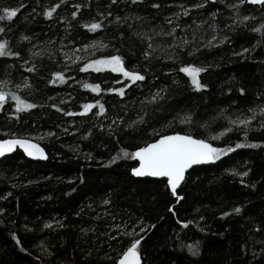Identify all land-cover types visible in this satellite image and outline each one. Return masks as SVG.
I'll use <instances>...</instances> for the list:
<instances>
[{"label": "trees", "instance_id": "1", "mask_svg": "<svg viewBox=\"0 0 264 264\" xmlns=\"http://www.w3.org/2000/svg\"><path fill=\"white\" fill-rule=\"evenodd\" d=\"M58 2L0 0V15H5L4 9L18 10L11 20H0L5 29L0 42L7 41L8 50L20 53L19 58L0 57V83L5 91L37 105L16 113L15 101L8 98L0 111V139H38L48 153L43 162H33L19 150L0 161V196L12 193L0 199V264H87L84 256L90 249L91 264H112L103 259L105 253L116 257L139 235L146 237L141 242L143 264H264V130H251L245 139L242 126L228 123L250 116V108L257 110L253 129L264 120L258 111L264 106V28L261 33L251 30L264 24V9L243 5L241 14L254 19L227 28L232 24V12L220 3L195 9L175 21L178 5L190 6L199 0H145L142 5L120 2L110 8L106 7L109 0H91L72 20L75 9L71 5L88 0H68L52 19H46L43 10ZM153 2L161 7L151 8ZM97 11L113 15L101 30L89 32L81 25L93 18L100 20ZM213 12L217 13L215 21ZM117 15L129 20L122 19L118 25ZM166 17L180 24L174 37L158 34L172 27ZM213 24L215 31L210 27ZM214 35L216 40H212ZM24 36L30 41H24ZM225 36L226 42L220 44ZM176 44L181 48L174 47ZM62 48L86 49L88 57L72 65L62 58ZM244 48L250 51L236 55ZM178 51L180 55L173 61ZM189 51L193 54L188 55ZM112 55H120L125 68L140 72L145 80L125 87L130 82L120 73L78 71L86 62ZM189 64L208 68L199 77L208 85L206 91H194L189 78L179 71ZM33 66L35 71L26 70ZM55 73H62L66 82L56 79L52 83ZM85 83L99 84L101 91L94 93L83 87ZM122 87L123 96L115 91ZM240 87L245 89L244 95ZM157 92L165 99L149 102ZM86 103L94 107L83 116H67L52 107L80 113ZM100 104L105 109L102 114ZM188 115L192 122L181 123ZM141 116L145 122L133 125ZM230 126L233 131L220 136ZM154 130L190 134L217 148H234L237 143L260 147L236 149L187 175V184L179 190L185 200L174 210L178 218L192 223L181 229L177 217L168 211L175 201L165 182L132 177L130 168L137 162L123 157L124 151H135L158 138ZM40 133L55 135L41 140ZM248 170L247 177L232 175ZM105 199L111 203L104 205ZM237 206L242 208L240 214L232 211ZM224 212L230 215L221 218ZM117 223L119 228L128 223L129 232L136 226L137 232L130 237L109 233ZM45 224L52 227L45 228ZM153 224L155 229L140 232ZM83 229L90 231L85 235ZM13 233L26 252L20 251ZM116 234L117 239H109ZM181 242L198 243L200 255L191 256L186 247L179 246Z\"/></svg>", "mask_w": 264, "mask_h": 264}, {"label": "snow or ice", "instance_id": "2", "mask_svg": "<svg viewBox=\"0 0 264 264\" xmlns=\"http://www.w3.org/2000/svg\"><path fill=\"white\" fill-rule=\"evenodd\" d=\"M120 2L128 3L129 5H142L145 3V0H109L108 5L106 7L110 8L112 5H117ZM68 0H59L58 3L55 5H52L48 8H45L42 12V15L46 19H52L53 14L57 11L58 8L61 7L63 4H67ZM91 3V0H88V3L81 4V3H74L71 6L75 9L71 12V18L72 20L77 19V14L80 12L81 7H88ZM224 4L226 8H228L232 12V17H229L232 19V24L226 25L227 28H235L239 25H243L246 21L249 19H254V17H250L249 15H242L240 12V9L243 7V5L248 4L252 6H260L261 9H264V0H234L233 3H227L226 0H199V2L193 3L190 6H185L183 4L178 5L180 8V11L175 12L173 15L175 17V21H179L181 17H186L189 15V13L195 9H204L210 4ZM23 7V5H21ZM150 7L153 9H159L161 7L160 3H151ZM5 15H0V20H4L7 18L8 20H11L12 18L17 16L18 10H9L4 9L3 10ZM33 11L35 12V8H33ZM113 14L111 11H108L107 13H104L102 11H97V16L101 17L100 20H96L93 18V22H86L83 23L81 26L86 28L89 32H96L97 30H101L104 25V21L108 19V17H111ZM217 16V13L213 12L211 13V19L215 21ZM115 22L119 25L121 23V20L123 19L124 22H127L129 20L128 16H124L121 18L120 16L114 17ZM137 20L142 19V17L137 16ZM166 23L169 25H172L171 29L168 32H164L163 29H161V32L158 34H163L167 36L174 37L177 28L180 27V24L177 22H174V19L172 17H166ZM63 22V20H61ZM69 26H71V23L69 22ZM131 27V25H129ZM210 27L213 28V31H215V25H210ZM261 28H264V24H261L260 27H255L251 29L253 32L261 33ZM5 29L3 27H0V33H3ZM262 37H264V33L261 34ZM24 41H30V37L24 36L22 37ZM217 37L214 35L212 37V40H216ZM227 40V37H223L220 39L219 43L223 44ZM184 45L188 44L187 40H184L182 42ZM209 44H211V41H209ZM107 45H105L106 47ZM214 46V45H213ZM92 47H96V45H92ZM148 47L151 49L152 45L149 44ZM177 49L181 48V45L176 44L174 45ZM198 50V49H197ZM118 51V49H117ZM250 50L248 48H244L241 53H236V55H244V53H248ZM193 53L191 51L188 52V55H192ZM33 55H39V53H33ZM150 53H145V56L148 57ZM180 55V52L178 51L173 57V61H175L176 58H178ZM0 57H20L19 52H12L8 50V43L7 41L0 42ZM79 59V57H77ZM75 63V61H73ZM92 70L94 72H100L104 69H108L113 73H120L123 77H125L130 83L128 85H125V87H131L132 84H136L138 81H144L145 75L141 74L137 71H130L125 68L123 58L120 55H112L105 59H94L90 62L84 63L83 67H80L78 71L80 72H88L89 70ZM29 72L35 71V66L27 68L26 69ZM179 71L184 73L190 81V86L192 89L196 92L200 91H206L208 88L207 84H204L200 80L201 73H204L208 71V68L206 67H197L192 64H189L187 66H183L179 68ZM55 79H53L51 82L55 83L56 79H58L61 83L66 82L65 78L62 73H55L53 74ZM117 83H121V81L117 80ZM173 83H176V81H173ZM6 84V82H5ZM28 85L25 84V87ZM84 88L90 89L94 93H99L101 91L100 85H91L85 83L83 85ZM239 92L241 95H244L245 89L243 87H240ZM109 92L114 91V89H108ZM118 91V94L123 96L124 95V87L115 90ZM10 98L11 100L15 101V112L20 113L23 111H27L30 109H33L37 107L34 103H28L24 100H22L18 95L15 93H11L8 91H5L3 87H0V111L3 110V106L6 102V100ZM165 99L164 96H161L159 92H157L154 96H152L151 101L149 102H159L161 100ZM61 103H64V101H61ZM99 103V102H97ZM52 107H55L57 111L64 112L67 116H74V115H87L88 112L94 107L93 104L86 103L84 104L83 111L80 113H74L71 111H65L56 105H52ZM105 109L102 104L99 105V113H104ZM259 114L261 116H264V106L259 107L258 109ZM249 112H251L250 116H244L243 118L237 117L236 119H229L228 123L229 125H234L236 128H240L241 126L244 129V136L245 139H247L248 132L251 130H264V120H262L258 127L256 129H253L251 126L253 124V121L257 119V110L256 109H249ZM223 115V113H221ZM16 119H19V116L17 115L15 117ZM143 116L139 118L138 121L133 122V125L137 123H144ZM192 122V116L188 115L184 119L181 120V123H191ZM113 123H116V121H113ZM233 127H227L225 129V132L220 133V136L225 135L227 132H232ZM65 132H67V129H65ZM111 133V130H110ZM47 135L52 136L55 135L54 133H48ZM154 135L158 138L154 139L150 143H146L143 147L137 148L135 151L123 152V157L137 161L138 166H131L130 172L132 177L136 178H155L156 180H163L165 182V188L170 191L171 197L174 198L175 203L168 208V211L173 215V217H177L176 224L180 225L181 229H188L189 225L192 223V221H184L180 218H178L177 212L174 210L176 205H179L181 201L185 200V197L180 194L181 186L187 184L186 174L190 173L189 170L192 169L196 165H201L209 162H214L218 160L221 156L227 155L228 153L234 152L236 149L241 148H257L260 147L259 144L255 143H237L235 144V147H228L227 149L224 148H217L213 147L211 143L206 142L204 139H197L194 138L190 134H160L155 132ZM40 139H43V137H40ZM211 139H219V136H212ZM19 148L23 151V153L31 157L33 159H47V156L45 155L44 149L38 144L32 142V140L27 138H17L13 136L12 138L8 139H0V158H6L10 154L14 153L16 149ZM91 157L89 156V159ZM116 158L114 157L112 160V163H115ZM249 171H244L243 173H237L235 171L232 172V175H240L241 177H247L249 175ZM81 182H83V179L81 178ZM243 183V180H241ZM246 187L249 185H245ZM251 187H255V184L250 185ZM75 191V189H73ZM12 193L8 192L6 195L0 196V199H7L8 196H11ZM111 201L109 199H105L103 201L104 205H109ZM235 214H240L242 212V208L237 206L234 207L232 210ZM3 213V209H0V214ZM230 215L228 212H224L221 216V218H224L226 216ZM115 219V217H113ZM203 219V217H201ZM63 227V225H60ZM45 228H51V224H45ZM127 227V225L125 226ZM117 228H119V225H117ZM156 225H150L149 228H140L141 233H147L149 229H155ZM257 232L261 231L259 227L255 229ZM85 235L88 234L90 230L83 229L82 230ZM94 231V230H93ZM135 231V229H133ZM122 235L126 237H130L133 235V232H124L121 233ZM103 235H108V233H104ZM139 235V234H137ZM178 235V234H176ZM145 235H139V238L132 239L129 243V245L126 247L125 250H122L118 253L116 257H113L110 253L106 252L103 259H106L108 261H111L112 264H142V258H141V247H142V241L145 240ZM12 239L15 241L16 245L19 246L20 251L26 252L27 249H25L21 241L17 238L15 233L12 234ZM110 240H115L117 237L110 236ZM181 248H187L188 253L193 256L197 257L200 255V249L199 244L196 245L193 244H185L181 242L179 245ZM111 247V245H109ZM264 251V250H262ZM51 255V253H49ZM253 255L255 256L256 253L253 252ZM91 258H92V250H88L87 253L84 256L85 261L87 264H91Z\"/></svg>", "mask_w": 264, "mask_h": 264}, {"label": "rangeland", "instance_id": "3", "mask_svg": "<svg viewBox=\"0 0 264 264\" xmlns=\"http://www.w3.org/2000/svg\"><path fill=\"white\" fill-rule=\"evenodd\" d=\"M60 53L62 55V58H64V60L67 62V63H71L72 65L75 64L78 60L80 61L81 58H87L88 57V53H87V50L84 49V50H81V49H77L75 51L73 50H68L66 48H62L60 49ZM77 57H79V59H77ZM73 61H75V63H73ZM4 84L3 83H0V87H2ZM40 137H43V139H46L47 138V135L45 134H42L40 133L39 134V138ZM34 139V138H33ZM41 139V140H43ZM38 141V139H37ZM117 225H120V223H117V224H114L110 227V230H109V233H124L125 231H128L129 232V224L128 223H125V226L127 225V227H125L124 225H121V228H117ZM133 229H135V231H133ZM130 232H133V235L135 234V232H137L136 230V226H133L130 228ZM139 233V231H138ZM117 237V234L115 235Z\"/></svg>", "mask_w": 264, "mask_h": 264}, {"label": "water", "instance_id": "4", "mask_svg": "<svg viewBox=\"0 0 264 264\" xmlns=\"http://www.w3.org/2000/svg\"><path fill=\"white\" fill-rule=\"evenodd\" d=\"M12 138V137H11ZM18 138V137H17ZM195 138V137H194ZM5 139H8V138H5ZM27 139H30V138H27ZM30 140H32V142H34V143H38L43 149H44V152H45V155L47 156V158H48V153H47V151H46V149L44 148V146H42L39 142H37V141H35V140H33V139H30ZM206 142H208V141H206ZM208 143H210V142H208ZM21 151V152H23L21 149H19V148H17L16 149V151L14 152V153H12V154H10L9 156H11V155H13V154H15L17 151ZM9 156H7V157H9ZM26 156V155H25ZM6 157V158H7ZM27 157V159H29V160H31V161H33V162H43V161H46L47 159H33V158H31V157H28V156H26ZM3 159H5V158H0V161H2ZM137 162V161H136ZM212 162H209V163H205V164H201V165H196V166H194L192 169H190L189 170V173L193 170V169H195V168H197V167H202V166H208V165H210ZM137 166H138V162H137ZM187 175L188 174H186V178H187ZM134 178H136V177H134ZM136 179H152V180H156L155 178H147V177H145V178H136ZM183 186V185H182ZM181 186V187H182ZM176 206H178V205H176ZM175 206V207H176ZM142 258V257H141ZM142 264H143V260H142Z\"/></svg>", "mask_w": 264, "mask_h": 264}]
</instances>
